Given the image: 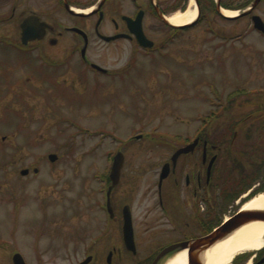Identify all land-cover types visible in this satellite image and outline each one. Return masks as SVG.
Listing matches in <instances>:
<instances>
[{
	"label": "rangeland",
	"instance_id": "obj_1",
	"mask_svg": "<svg viewBox=\"0 0 264 264\" xmlns=\"http://www.w3.org/2000/svg\"><path fill=\"white\" fill-rule=\"evenodd\" d=\"M4 12L0 0V18L5 16ZM55 18L66 23L74 20L63 12L55 13ZM76 22L79 24L80 20ZM83 22L90 31L92 21L84 19ZM10 28L12 24L0 26V32L8 33ZM248 35L246 40L220 49L218 43L207 41L202 30L192 29L183 32L169 48L182 49L178 62L170 57L159 62L145 61L138 66L139 70L130 74L132 85L126 80L108 81L113 88L108 87L106 80L103 87H96L89 73L86 89L59 90L63 94L57 90L60 85L40 79V73L33 67L35 62L21 61L12 48L0 44V264H10L14 251L20 252L27 264H33L35 245L43 248L52 264H66L73 256L79 258V247L65 237L84 228L88 235L97 230L99 184L95 173L98 176L106 170L107 152L113 150L117 140L142 130L152 137L191 134L197 126L196 119L214 98L210 94L212 86L220 90L223 98L220 102L224 101L225 91L241 87L250 91L247 96L251 103L260 99L264 104V91L251 93L264 90V59L259 55L256 35ZM87 55L107 67L121 64L124 59L121 54L120 61L115 62L116 47L94 36ZM62 76L69 81L73 79L67 74ZM128 87L136 89L130 103L127 100L130 96L126 94ZM114 88L117 92L110 94ZM101 130L116 138L96 135ZM147 140H136L125 151L127 159L124 168L123 165L120 168L113 193L118 201L119 217L124 204L131 209L135 228L143 240L141 256L157 241H170L176 236L156 194L155 184L165 152H159L158 145ZM49 153L57 155L54 162L48 161ZM245 166L249 171L257 168L264 175V154L263 157L252 155ZM34 167L38 168L35 174ZM23 168L29 170L28 177H23L26 175L20 171ZM170 191L173 192L171 200L178 204L181 194ZM70 200L78 203L73 208L84 216H70L65 206ZM219 206L222 205L217 195V219L213 225L219 222L222 212L226 217L230 215L226 207L220 212ZM60 213L62 219H58ZM172 217L176 219L174 226L184 233L195 231V226L201 229L196 217H191L186 210L182 209L179 215L172 212ZM199 218L206 219L202 215ZM206 224L209 227L210 222ZM150 236L159 240L149 241ZM177 253L167 256L162 264ZM126 257V264L133 262V256ZM250 259L244 264H252Z\"/></svg>",
	"mask_w": 264,
	"mask_h": 264
},
{
	"label": "flooded vegetation",
	"instance_id": "obj_2",
	"mask_svg": "<svg viewBox=\"0 0 264 264\" xmlns=\"http://www.w3.org/2000/svg\"><path fill=\"white\" fill-rule=\"evenodd\" d=\"M1 9H4L5 16L0 18V26L12 24V28L7 30L8 33L0 32V44L7 43L21 61L35 62L33 67L40 73V79L52 85H60L57 88L60 94L63 92L59 90L64 88L86 89L87 81L91 77L89 73L96 87H103L104 80L106 83L110 80H126L132 85L130 74L139 70L138 66L145 61L159 62L170 57L178 62L182 58V49L169 48L183 32L192 29L202 30L207 36V41L218 43L220 49H225L232 42H242L246 40V35L254 34L257 37L259 55L264 59V0H1ZM225 10L235 11L236 15L227 16ZM189 11L195 12L192 21L181 24L172 21L176 15ZM58 12L68 14L75 21L66 23L56 20L55 13ZM28 16H35L39 21L32 26L37 37L23 43L20 26ZM84 19L92 21L90 31L85 26ZM77 20H80L79 24ZM72 27H78L86 34L75 31ZM233 27L238 29L233 30ZM91 36L97 37L105 44H113L118 52L115 62H119L121 54H124L122 63L107 67L92 60L87 55ZM85 37L87 47L84 53L82 47ZM94 64L105 70L98 69ZM62 74H67L73 79L66 80ZM108 84V87L113 88L112 84ZM133 90L136 89L128 87L126 90V94L130 96L128 103L133 101L132 96H135ZM116 92L114 88L110 94ZM230 92L231 90L225 91L224 101L220 102V90L212 86L211 94L216 96L215 101L209 103L203 115L196 119L197 126L191 134L174 133L171 136L158 137L143 134L136 139V135L141 134L137 132L127 139H116L113 150L107 152L111 164L114 154L120 151L123 154V168L127 159L125 151L136 140L148 138L147 142L158 145L159 152H165L161 157V164L169 163L170 172L160 185L157 178L156 194L176 236L170 241L148 237L149 241H159L155 244L148 243L153 246H149V250L141 256L143 240L135 228L132 214V242L128 239L127 243L124 238L122 208L119 217L118 201L113 198L115 187L110 188V180H105V172L102 171L96 179L99 184V198L96 201L99 211L97 230L90 231L88 235L84 228L65 237L79 247L80 254L79 258H69L66 264H126L127 255L134 257L130 264H152L163 247L204 235L202 231L208 227L206 223L212 224L217 219V195L222 205L218 207L220 212L226 207L230 217L238 211L242 196L240 191L249 182L254 181V188L264 185V176L260 175L256 180L248 178L249 174L254 170L259 172V169L249 171L245 166L252 155L263 157L264 154V104L249 103L247 92L241 93L239 99L230 103L226 97ZM98 132L102 138H116L103 130ZM192 142V150L178 154L174 162L171 160L178 148ZM213 157L208 173V166ZM32 173L34 174L33 170ZM231 174L238 177H230ZM28 176L29 170L23 177ZM171 189L175 195L181 194L178 204L171 200ZM73 202L70 200L65 205L70 216H84L80 210L73 208L78 204ZM52 208L55 209L56 206ZM182 209L188 211L191 217H196L197 224L199 222L201 225L200 230L195 226V231L184 233L183 229L174 226L176 219H173L172 212L179 215L182 214ZM200 215L206 219L201 221ZM218 217V225L227 218L224 212ZM58 219H62L61 213ZM34 250L33 264H52L50 258L44 255L43 248L35 245ZM17 252L12 253L10 264H13V254ZM174 253L175 251L169 255ZM169 255L163 256L156 264H162ZM250 257L252 264H264V261H261L264 258V248L253 253L245 251L233 264H244Z\"/></svg>",
	"mask_w": 264,
	"mask_h": 264
},
{
	"label": "water",
	"instance_id": "obj_3",
	"mask_svg": "<svg viewBox=\"0 0 264 264\" xmlns=\"http://www.w3.org/2000/svg\"><path fill=\"white\" fill-rule=\"evenodd\" d=\"M38 19L35 16H28L27 18H25L22 23H21V38L23 40V42H26L28 39H33L36 38L37 36H35V32L33 29V25L35 23H38ZM72 29L77 30L79 32H82L84 34H86L85 32H83L81 29L76 28V27H72ZM87 38L85 37V42L83 44V52L85 53L86 47H87ZM5 137L2 136V139H4ZM189 149H192V144L184 147V148H180L178 149L174 156L172 157L173 160L175 161L176 156L180 153V152H186ZM48 158L51 161H54L56 159V155L55 154H49ZM122 165V155L121 154H116L114 156V160H113V164L110 170V174H109V178L111 180V187L114 186L117 181H118V176H119V171ZM37 169H34V171H36ZM22 174L27 173V169H23L21 170ZM169 173V165L168 164H164L163 167L161 168L160 171V175H159V182L167 176V174ZM243 209V208H242ZM123 231H124V238L125 241L128 243V239L131 240L132 242V236H133V231H132V225H131V212L129 210V207L126 205L123 208ZM257 220H261L264 221V209H247V210H241L238 213H236L234 216H232L231 218H229L224 224H222L220 227H218L217 229H215L213 232L197 238V239H193V240H188V241H183L180 243H174L171 245H168L167 247L163 248L158 255L156 256V258L154 259L152 264H156V262L163 256L171 253V252H179L182 250H186L188 252V263L189 264H197L195 262L196 259V255L199 253H203V251L211 244V243H216L218 241H220L221 239L225 238L227 235L229 234L232 230H234L235 228H238L240 226H243L249 222L252 221H257ZM13 264H25L21 254L19 253H14L13 254ZM264 260V258H263ZM202 264V263H199Z\"/></svg>",
	"mask_w": 264,
	"mask_h": 264
},
{
	"label": "bare ground",
	"instance_id": "obj_4",
	"mask_svg": "<svg viewBox=\"0 0 264 264\" xmlns=\"http://www.w3.org/2000/svg\"><path fill=\"white\" fill-rule=\"evenodd\" d=\"M227 16L235 15V11L225 10ZM195 12L176 15L174 23H186L193 20ZM245 195V194H244ZM242 207L247 209H264V191L259 192L246 200ZM227 236L216 243H211L203 253L196 255L197 264H230L236 254L242 251H252L264 245V221L257 220L235 228ZM166 264H189L188 252L179 251ZM250 264V262L248 263Z\"/></svg>",
	"mask_w": 264,
	"mask_h": 264
},
{
	"label": "trees",
	"instance_id": "obj_5",
	"mask_svg": "<svg viewBox=\"0 0 264 264\" xmlns=\"http://www.w3.org/2000/svg\"><path fill=\"white\" fill-rule=\"evenodd\" d=\"M242 92V90H235V91H233V92H231V96H234V95H238L239 93H241ZM255 99V98H254ZM258 99V98H257ZM256 99V100H257ZM259 101H260V99H259ZM258 176V175H257ZM256 176V177H257ZM255 178V177H254ZM264 189V185L263 186H261L259 189H257V190H254V191H252L251 192V194H254V193H256L257 191H260V190H263ZM213 225H211L210 227H209V229L212 227Z\"/></svg>",
	"mask_w": 264,
	"mask_h": 264
}]
</instances>
